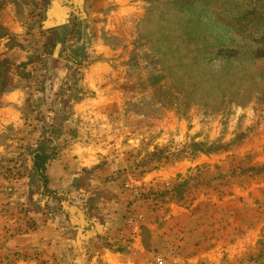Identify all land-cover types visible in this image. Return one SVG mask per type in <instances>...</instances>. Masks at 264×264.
<instances>
[{
  "label": "rangeland",
  "instance_id": "obj_1",
  "mask_svg": "<svg viewBox=\"0 0 264 264\" xmlns=\"http://www.w3.org/2000/svg\"><path fill=\"white\" fill-rule=\"evenodd\" d=\"M0 61V264H264V0H0Z\"/></svg>",
  "mask_w": 264,
  "mask_h": 264
},
{
  "label": "trees",
  "instance_id": "obj_2",
  "mask_svg": "<svg viewBox=\"0 0 264 264\" xmlns=\"http://www.w3.org/2000/svg\"><path fill=\"white\" fill-rule=\"evenodd\" d=\"M5 67L4 63L0 61V69L2 70ZM4 75L0 72V82L3 84L5 82ZM4 80V81H3ZM55 158L54 152H47L43 148H38L33 152V170L35 171L36 175L39 177L44 190H48V177H47V166L50 160Z\"/></svg>",
  "mask_w": 264,
  "mask_h": 264
},
{
  "label": "crops",
  "instance_id": "obj_3",
  "mask_svg": "<svg viewBox=\"0 0 264 264\" xmlns=\"http://www.w3.org/2000/svg\"><path fill=\"white\" fill-rule=\"evenodd\" d=\"M104 258L107 261H113L114 264H127L126 260L132 258V255H124L119 252H106Z\"/></svg>",
  "mask_w": 264,
  "mask_h": 264
}]
</instances>
